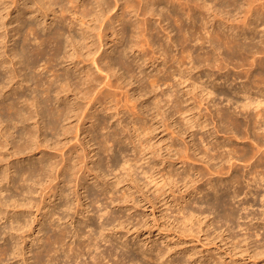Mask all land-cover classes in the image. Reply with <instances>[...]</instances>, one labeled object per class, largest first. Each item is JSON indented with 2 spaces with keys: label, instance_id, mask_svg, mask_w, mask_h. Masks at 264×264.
<instances>
[{
  "label": "bare ground",
  "instance_id": "1",
  "mask_svg": "<svg viewBox=\"0 0 264 264\" xmlns=\"http://www.w3.org/2000/svg\"><path fill=\"white\" fill-rule=\"evenodd\" d=\"M112 1L0 0V223H4V225L2 226L3 228L0 230V234L5 233L6 235H8L7 237H10V240H13V244L10 247L7 246L5 249L3 248L0 250V259L2 256L4 257L10 255L14 259L19 258V260L23 261V264H57V262L60 261V259L55 256L56 254H60H58V251L55 250V247L63 245L64 236L66 235V229L62 230V227L57 225L61 228L59 233L56 234V232L53 235H48L45 241L47 245L45 244V246H43V240H41V238H34V241L31 238L34 233L35 224L37 226H42L43 220L44 222L49 221L51 223L53 221L52 219L56 217L58 213L54 211L52 212L49 206H47L48 204L46 205L44 201L42 203L43 205L37 204V201L34 200V195L40 191V195L44 194V197L51 194L50 196H48L49 199H52V197L57 198V196H60L61 198L65 196L67 197L68 195L64 192L63 187H66V182H69L70 180L71 183L72 179L65 181V184L62 188H59L62 184L60 186L58 185L59 183H56L57 185L52 184H54L53 182L59 179L60 176H63L64 178V175L69 174V172L76 180H78V183L75 181L77 183L75 184V187L79 188L80 186H82L83 189L86 188L85 182L87 181L84 180L85 178H87V175L85 176V174L82 172L85 169L82 166L83 163H85L84 159L88 157L89 153H86V148L83 146V143L80 142L81 134L85 133L88 134V136H91V141H95L97 143L98 149L99 151H101V153L108 152L109 154L111 152L112 154V146L114 144L112 146L110 145L111 143H116V141L121 138H119V136L123 132L121 133V130L118 129L119 127L116 126L112 131H109V133L107 132L106 135H102V130H105L108 127V121H106V118L103 119L95 113L98 109L94 113H92L91 110L98 105H100V107L103 106L104 110L107 111L112 110V106H117V104L114 103L117 101L115 100V93L111 91L108 92V90L109 88L113 87L124 89L127 84L129 85V83L125 84L123 82V77L128 76L131 80L137 79L138 89L140 90L139 95L141 96V98L146 97L149 92H156L157 90L161 89V95L158 96H162V98L156 99L158 96L156 97L155 95L154 100L156 99L157 102L153 103L151 100L153 105L156 104V106H154L157 109V114H159L160 111V104L171 102L172 104H174H171V108H173V110L175 111H173V113H178V115L181 114V116L184 115V121L186 122L184 124L187 130L196 128H200L202 130H210V128H208L210 127L208 118L206 119V121L201 122V117L199 119L194 117H187L189 114H191L192 108L188 109L187 107V109H185L182 106L183 98H180V92L178 90H174L175 88L173 87V93L170 94V91L168 90V93L170 94L168 96L165 90L162 89V86L168 85L167 82L171 79V77L176 76V72L174 73L172 72V70V73L169 74L167 69L168 66H166L167 61L165 60L169 59V53L174 52H170V48L173 47L174 49L175 47V49L178 50L179 46H181L182 50L184 51L187 47L189 49L190 43L194 44L195 42V44H198V41L201 42L202 45V28H206L208 33V27L213 28L214 30L212 31L214 33H212L211 35L210 33L209 36L206 35L210 40L207 41L206 36L204 35V39H206L204 42L207 41V44L208 42H210L209 44H211V46L209 47H213L211 48L213 50L212 53L204 52L207 58H202L205 59L203 60V66L204 64H206L205 62H208L209 68L210 65H212V68L216 66L215 68L222 70L223 65L230 64L231 61L229 60H235L236 62V59H238V62L239 60H241L240 62L243 63H241V65L237 64L238 66L241 67L242 65L244 66L246 64L250 66V69L246 71L249 72L246 73V84H243V86L239 87L240 89H235L234 87L232 89L231 87V91L221 90L220 92H218L220 95H222V97L224 96L225 100L230 104L223 108L217 107L214 114L211 113L212 118H210L213 122H215V124L213 125L214 130L210 132L208 137L211 139V142L205 145L203 143L205 139H202V143L204 144L203 147L206 146L204 148L205 150H203L205 156H203L208 159V162H205L206 159H203V157L201 156L202 153L200 154V156L202 157H200L201 160H199L200 158H195L196 152L199 149L195 148L198 147L196 145L194 146V150H192L194 154L191 153L192 151L188 146V143H186L185 148L178 149L179 154L177 155H179L180 159L182 158V164L187 165L186 175L183 177L181 176L182 178L179 182L185 181L183 182V184H185L184 187H187L189 183H194V179L190 177V171H194L196 168L194 169L195 166L192 168V165L190 164L193 162V160L195 161L196 159L199 161H204L207 166V172L209 173H204L202 172V170L196 169L199 173V176L201 175V179H198L202 181L209 174V177L206 178L205 181V189L213 191L215 195H217L219 191H222L223 194L225 193L223 197L220 196L222 194L221 193L219 195L220 198H215L213 201L209 200V202H207L206 204L209 209L214 210L215 212L218 211L219 215L222 213L221 218L228 221L229 223H237L236 219L238 215V212L236 213L237 210L234 211V207V209H231L229 207L231 202L229 200L236 199L243 193H245L246 195L247 193L251 194L252 189L250 188V186H254L253 196L260 195V189L263 188L262 186H264V98L263 100H261L258 97L257 99L252 97V91L253 89L255 90V88L257 90L255 94L264 97V56L262 55L263 57H256L259 54H264V37L259 41L256 40L257 42H255V38L259 34L258 33L257 35H255L257 32L256 30L258 29L257 27L264 24V0H227L225 4L224 2H222V6L220 5L221 3L218 2L219 0H146V2L144 0H138V3L136 4L131 0ZM216 1L217 4L219 3L218 6L216 5ZM57 6L59 7L60 15L56 13L57 10L55 11ZM116 8H118V10H121V13L117 12L114 15H111L110 12H112ZM235 11H238V13L240 12L241 15H243L239 16L238 13L235 14ZM231 12L235 14V19L236 15L239 16V18L236 19L239 24L236 23L235 19L231 20V15L232 18H234V15ZM67 14L71 15L69 23L67 22ZM8 17L10 18V26H7L8 23H6V19ZM155 17H158L159 25L152 24V19ZM135 19L136 23L134 21ZM169 19L173 20L178 25V32L177 29L176 31L172 29L174 30V32L172 30L169 31L172 28L169 27L170 25L168 26L169 22H166L167 20L169 21ZM49 20L50 22H48ZM187 21H189L190 23H186ZM232 21H235V25H237L236 29H238V31H235V27L233 28V24H231L230 26H232L233 29H231L230 26L229 27L232 32H224L226 29L224 30L222 26L224 24L228 25ZM171 22L172 21H170V24L172 26ZM261 22L262 24L256 26ZM66 23L67 27L64 26L66 25ZM188 24H191L192 26H187ZM216 24H220L218 25L219 28H216ZM3 29L5 33L1 32ZM199 29L200 32H198ZM246 30L251 31L249 33V35L251 34V37H247L248 35L246 34ZM171 32L175 33L176 35L178 34V36L175 35V37H177L176 40H174V37L171 36ZM108 33H111L113 35L116 34L114 35L116 37V42L112 40L115 43V45L113 46L114 49L111 51L115 54V57H111L108 55L104 56L106 53L102 51V48H105L104 43L108 36ZM162 33L168 39L167 41L165 40L166 38L161 35ZM197 34H201L199 36L201 37V40L199 37V39H197ZM154 35L157 36V40L156 36L155 38L153 37ZM241 35H244L247 43L250 41L249 44H245V42L244 44L242 43L245 40L243 39V36L242 38L240 37ZM262 35L264 36V32L262 33ZM17 37H20L22 41L18 42L16 40ZM163 37L165 39H163ZM239 38L241 39V41L239 40ZM128 39L131 40L127 42ZM212 39L216 41L214 42V44L218 42L217 44L219 45L217 47V44L213 45L212 41L214 40ZM9 42L12 43L10 47L8 44ZM156 45H158V47L155 49L154 47H156ZM191 46L192 44L190 45V47ZM148 47L151 48L150 50H152L151 53L152 55H154L153 57H148ZM128 49H137L140 53H143L144 59L141 57L143 59L142 63L146 64L147 62L155 64L156 61H159L157 58V54H159V58H161L162 56L165 58H163V62H166V65L164 66V68L160 67L162 69L159 68L160 71H158L159 73L156 72V75L150 74L151 76L147 78L149 80L145 81L143 78L137 77L139 75H134V66L132 67V64L129 61V63L126 61V55L124 54H127L126 51H128ZM188 49L186 51H188ZM211 49H209V51H211ZM221 49H226L227 52H229H226V54H229L227 58L220 59V57H222L220 53ZM190 50L191 49H189V51ZM186 51L182 53H185ZM217 51H219L217 54L219 56L217 57L219 58V60L214 57V53ZM190 52L189 55H191ZM155 55H157L156 58H154ZM175 55L178 56L179 54ZM182 55H180L181 57L178 58L175 57L176 59H173L172 56H170V59H172V61H176V63L179 65L181 64V61L183 62L185 60V58L183 57L185 54L183 56ZM191 58L193 60V57ZM60 60L62 62L63 60H65L67 63L69 62L68 64H70V66L73 65V68L76 70L75 74L78 75L74 74L73 76V74H64V72V77L60 76L59 74H54L53 77H51L52 79L50 77V79L42 77L43 73L42 71H39V66L42 62H45L44 65L46 67L48 65L53 68L56 67L54 66V63H58V61ZM192 60L191 62H193ZM216 60H221V62L218 63ZM226 60L229 61L227 64H225L227 62ZM203 61L200 58L199 62L201 63ZM214 61L217 62V65ZM222 61L226 62L224 63ZM62 62H60L61 67L62 65H64L62 64ZM232 63L234 64V62ZM195 64L197 65V62L193 65L196 66ZM139 65L140 63L137 66L139 67ZM174 65L175 64H173L172 66L173 68ZM183 66L185 65L183 64ZM92 67H95L97 69L96 71H99L98 73L101 72L100 74L105 73L106 77L102 79L101 76L94 72L95 68ZM120 70H124L123 74L125 76L119 73ZM174 70L176 71V68H174ZM142 71L143 70H141V73ZM167 73L170 76H167ZM160 74L162 76H160ZM179 74L181 76L183 75L182 72H180ZM211 75H213V73ZM215 75H213L212 77H214ZM235 77L238 78L237 76ZM227 79L228 77H226V80ZM233 81L235 82V80ZM226 84L227 83H225L224 85ZM216 85L218 86V84H214L215 88ZM228 85L231 86L232 84L230 85V83H228ZM149 88L150 91H147V89ZM128 91L129 89L126 90L125 93H128L130 102L128 100L126 101L130 104L131 95ZM53 94H56V96H53ZM69 94H73L75 97L74 100H70V103H68ZM213 94L216 93L212 90L210 95ZM240 94L244 95L245 99L247 100L246 102L239 103L237 101L238 99L236 100V96ZM112 95L114 97H112ZM116 103H119V100ZM125 103L126 102H124V104ZM213 106L218 105L215 104ZM120 108H113L112 110L115 112V114L113 115H115L116 117L118 116V121L123 118L120 117L121 114L127 113ZM150 110H153V107L152 109L150 108ZM139 115L140 117L137 116L139 118H134L131 122L135 126L138 122L144 119L142 113H140ZM153 115L155 114L153 113ZM87 122H91L92 126L90 128L85 127ZM123 128H125V132H130L129 125H124ZM139 128L140 127L135 128V131L138 132ZM141 128L143 129V132H145V135H149L154 131V129H152V127L148 126L147 124H142ZM220 132L233 134L235 137L238 136L237 138H240L239 136H241L240 139L245 140V142L240 143L241 146L239 145L238 147L234 145V141H232L231 138H225L224 141L216 140L218 139L217 134ZM48 133H50L52 137L56 138L57 140H60L61 138L68 139L69 137L70 140L72 138H75L76 143L70 146L69 149H67V152H72L73 149L75 150L80 146L82 152L80 154L78 153L79 151L76 150L78 151V157L76 156L77 160H74V158L76 157L73 156V153L75 151H73L71 156L69 155V157H67V153L62 150L60 151V153L62 154H60V156L63 159V165H61L60 168L59 165L61 162L58 160V162L56 161V156H47V154H44L43 157L41 155L40 159L36 157V159H34V157L32 158L30 155H33V153L36 152L40 153L41 151L39 149L42 146L58 150L60 143H55V146L53 147V141L49 138L50 134L48 135ZM136 137L139 139V145L142 147V151H144V153L147 149H151L149 142H147L148 140L143 139L139 132ZM127 140H129L131 144L135 142L134 136L132 135L129 136ZM246 140L250 143H247ZM50 142L52 144H50ZM202 143L200 142V145ZM65 145L66 144H63L61 148H64ZM170 147L172 148L174 146ZM228 147L229 149H224ZM175 149L177 150V148ZM221 149L224 150L222 151ZM220 150L222 152H220ZM200 151L201 150L199 149L198 152ZM26 158L28 159L26 160ZM32 159H34L35 162H33ZM114 160L116 161L118 159L114 158ZM189 161L192 162L189 164ZM213 161H218L221 163V165L218 167H216L217 164L211 165L212 163L210 164V162ZM118 162H115L113 164H118ZM239 162H243L246 171L243 170L244 167H238ZM244 162H246L247 165ZM117 164L112 166L116 167ZM136 164V162L135 164H132L131 161L127 160L124 164V168L127 167L129 173L135 174L134 167H136ZM96 167L97 166H94V169L92 168L90 172L97 169V172L94 171L93 173H95L96 181L99 182V175L97 174L99 171V167ZM58 168L59 172L57 174ZM80 172H82V174L84 175L81 174L78 177V174ZM168 172H166L167 174H169L168 181H171V184L178 183V181L174 180L176 179L174 178V173L171 174ZM145 174H147V172H145ZM215 175L229 176L222 181L215 182ZM151 177L153 178V176ZM165 178L166 176L162 178V180L164 179V182H157L156 184H163L162 189L160 188L159 190H157L159 195L156 196L157 200H160L161 197L166 195L165 188L170 183L166 182L167 179L165 180ZM198 188H192V192L196 193L197 195L204 193L205 198H208L210 196L209 192H206L203 187L202 189ZM246 188L248 189L247 192H245ZM229 189H233L231 190L233 191L231 195L227 192ZM47 190L48 192H46ZM186 191L187 194L185 195L186 197H183V200H185V202L187 203L186 198L190 195L189 188H187ZM76 195L78 199L77 203H79L78 205L82 207L83 203L81 202V198L78 194L77 189ZM263 198L264 194L262 197V201ZM66 202L69 201H65V204ZM69 205H66L67 209H71L70 207L72 206ZM51 206H55L54 201L53 205H50V207ZM105 210V213L99 216L100 218L107 214L108 208L106 207ZM184 211L185 209L182 207L180 213H183ZM206 211L207 210H205V213ZM35 212L42 215L41 219H39L37 215H35ZM99 212H101V210ZM205 213L200 212L199 216H203ZM49 214L51 216H49ZM61 216L58 217V221L62 220ZM194 216V213L188 212V215H184V221L190 222L192 221V218ZM5 223H9V225L5 226ZM53 223L54 221L52 222V224ZM199 223H201V219L199 220ZM189 230L191 231V229ZM41 231L42 230H40L39 233ZM76 232V237H80L78 230ZM102 232L99 231L98 236H96L94 233L88 235L87 241H89L90 239L91 241L88 245L84 246L85 248L83 247L82 242L81 244L75 245L76 247L72 249L70 248L69 250H67L66 247V251L63 253V258L66 259V261L64 260V262L68 263L72 260V263H74V261L76 262L85 255L84 250L86 249L88 252H91L94 247H97L96 242H98L99 239H102L103 241L106 239V235H104L105 233L103 234ZM28 239L30 240V242H36V245H40L43 247V249L42 247H40L41 250L36 252V255L33 254L35 255V261H32L33 263H29V258L25 257L27 254L25 247L27 246ZM10 243H12V241ZM85 244H87V242ZM56 249L59 250L58 248ZM152 253H150V255L148 254L147 257L150 261H156L157 264H159L158 261L163 259L166 254L163 251L158 250L154 257ZM256 255L264 256V250L261 252H257ZM98 257L92 256V263H102L103 261H100L101 256L99 258ZM254 259H257V256L254 257ZM134 260L135 259L133 258V262ZM1 261L2 260H0V264Z\"/></svg>",
  "mask_w": 264,
  "mask_h": 264
},
{
  "label": "rangeland",
  "instance_id": "2",
  "mask_svg": "<svg viewBox=\"0 0 264 264\" xmlns=\"http://www.w3.org/2000/svg\"><path fill=\"white\" fill-rule=\"evenodd\" d=\"M111 1L112 0H109V2H111ZM131 1H133L135 4L138 3V0H131ZM144 1L146 2V0H144ZM217 1H216L217 6L219 3H221L220 5L222 6V4H223L222 2H224V4L227 2V0H225V1L219 0L218 1L219 3L217 4ZM220 5H219V7H220ZM55 11L58 15H60L59 14L60 10H59L58 6L56 7ZM117 12L121 13V10H118V8H116L115 10L110 12V14L114 15ZM236 13H238V11L237 12L235 11V14ZM239 13H238L239 16L243 15V14L241 15V13L240 14ZM235 14H233L234 18H232V15H231V20L235 19ZM239 16L236 15V19L239 18ZM70 17H71V15L67 16V19H68L67 22L68 23L70 22L69 21ZM9 19H10L9 17L6 19V23H8L7 26H10L9 25ZM236 19H235L236 23L239 24ZM134 21L136 23V19ZM170 21H172L171 22L172 26L170 24ZM235 21H232L233 23L231 22L228 25L224 24L222 26L224 28V30L226 29L224 32L227 31V33H229V32L231 33L232 32L231 29H233L234 27L236 29L237 25H235L236 24ZM48 22H50V20ZM158 22H159L158 17H155L152 19L153 25H156V24L159 25ZM166 22H169L168 26L170 25L169 27H172L169 31H171L172 29H174L176 31V29H177V32H178V28H177L178 25L173 20L169 19V21L167 20ZM173 22H174V25H173ZM186 23H190V22L187 21ZM217 23H219V22H217ZM220 24H216V25L218 26ZM231 24H233L232 25L233 28H232V26H230ZM259 24H262V22L258 23L256 26H259ZM189 25L192 26L191 24H188L187 26H189ZM64 26L67 27V23ZM217 26H216V28H219V26L218 27ZM229 26L231 27V29ZM257 28L258 29L256 30L257 32L255 31L256 32L255 35H257L259 33L258 34L259 38L257 36L256 37L257 39L255 38V42L259 41L261 38L264 37L262 35V33L264 32V24L260 25ZM204 29L202 28L203 32H201L203 34L202 40H201V37H199L201 34L198 35L199 34L198 33L196 36L197 39L200 38V40L203 41V44L201 45V42H199V41H198V44H195V42H194V44L190 43L189 49H191L190 50L191 52L189 51V49L187 47L186 50L188 49V51H186V50H184V51H186L188 53H186V52L182 53L184 51L182 50L181 46H179V45H178L179 48L177 47L178 50H176L175 47H174V49H173V47L170 48V52L174 51L173 53L171 52L173 55L171 53H169V55L172 56L173 59H176L175 57H177V58L181 57L180 55L185 54L184 56L182 55L185 58V60L183 62L181 61V64H179V65L176 63V61H172V59H170V56H169L170 60L169 59L165 60V61H167V63L163 62L164 57L162 56L161 58H159L160 57L159 54H157L158 57H157V55H155V57H154V58H156V57L158 58L159 61H156L157 63L156 62H155V64L147 63V62H146V64L142 63L143 59H144L143 53H140L137 49H131V50L128 49V51H126L127 54L125 53L124 55H126V57H127V58L125 57L126 61L127 62L129 61L132 64V67L133 66H134V68L136 67L135 69L133 68V70L135 72L134 75L135 74L139 75L137 77L143 78L145 81L149 80L147 78H149V76H151L150 74L156 75V72H158V71H160V69H162L160 67L164 68V66L167 64L166 66L169 67V68L167 67L168 73L170 74L172 72H174V73L176 72L175 73L176 76L171 77V79L167 82V84L169 86L168 85L162 86V89L165 90V92L168 96L171 93H173L172 90L174 88H175L174 90H178L180 92V94L178 92L180 98L185 99V100L182 99V101H183L182 106L185 109H187V107H188V109L192 108L191 114H189L187 117H194L197 119H199L201 117V122L206 121V119L208 118L209 119L208 121L210 124V127H208V128H210V130L209 129L202 130V129L196 128V127H195L196 129L187 130L185 127V124H184V123H186L184 121V115L181 116V114L178 115V113L177 114L173 113L174 110H173V108H171V106L174 104H172L171 102L160 104L159 105L160 111H159V114H157V109L155 108L156 104H154L155 105L154 106L152 104V102L153 103L157 102L156 99L162 98V96H160V97L158 96V95H161L160 94L161 89L157 90L156 92H149V94H147L146 97L141 98V96L139 95L140 90L138 89L137 79H132V80L129 79L128 76H125L123 74L124 70H120L119 73L121 75L125 76V77H123L124 79H122L123 82L125 84L129 83V85L127 84V86L124 89L113 87V88H109V90L107 88V90H108V92L111 91V92L115 93V100H117L116 102H118V100H119V103H116V102H114V103L117 104V106L119 105L118 106L119 108L122 106L123 108L121 107L120 109L123 111H126L127 112V113H125L126 115L121 114L120 117H123V118L120 121H118V116L116 117L115 115H113V114H115V112L112 111L113 108L114 109L118 108L117 106H112L113 107L112 108L109 105L112 108V110L107 111V110H104L103 106L100 107V105H98V106H95L96 108L94 107L91 110V112L94 113L98 109L99 111L97 110L98 112L96 111L95 113L103 119L106 118V121H108L107 122L108 127L105 130H102V132H101L102 135H106L107 132L109 133V131H112L116 126L119 127L118 129L121 130V133L123 132L122 133L123 135L121 134L119 136V138L120 137L121 138L119 140H117L116 143H111L110 146H112L113 144L115 145V146L114 145L112 146L113 147L112 154H111V152L109 154H108V152L107 153L106 152L101 153V151H99V149H98L97 143L95 141H91V136H88V134H85V133L81 134L80 142H82L83 146L86 148V153H89L88 157L84 159L85 163H83V166H82L86 169V170L84 169V171H82L85 174V176L87 175L86 176L87 178H85V180H84V181H87V182H85L86 188L83 189L82 186H80L79 188L75 187V184L78 183V180H76L71 175V173L69 172V174L64 175V178H63V176H60V178L55 180L53 182L54 184H52V185H55L56 183L57 184L59 183L58 184L59 186L62 184L61 187H59V188H62L65 184V181L72 179L71 183H70V181H71L70 180L69 182H66L67 183L66 187H63L64 192L68 195L67 197L65 196V197L61 198L60 196H57V198L52 197V199L51 198L49 199L48 196H50L51 194L44 197L43 196L44 194L40 195V191L34 195L35 198L33 197L34 200L37 201V204H42L44 201L46 203V205L48 204L47 206H49V208L51 209L52 212L53 211L58 212L56 217H54L52 219L54 221L53 224H52L53 221L50 223L49 221L44 222V220H43L42 226H39V225L37 226L36 224L34 225V233L31 237L33 241L35 240L34 238H36V239L41 238V240H43L42 244H43V246H45V244L47 245V243L45 241H46V238L48 235H50V234L53 235L56 232H57L56 234L59 233L61 228L58 226H61L62 230L66 229L65 230V232H66L65 236L66 237L64 236L63 245L55 247V250L58 251V254L60 253L59 254L60 256L57 254L55 255L58 259H60V261L57 262V264H78V263L79 264H81V263L95 264V263H92L93 262L92 261L93 258H91L92 256H97V257L101 256L104 260L106 259L104 261L100 257V259H101L100 261H103L102 262L103 264H108V263L109 264H157L156 261L155 262L150 261L147 256H148V254L150 255V253L153 252L152 255L155 257L158 250L166 253L165 257L163 259H161L160 261H158L159 264H264V256L256 255L257 252H261L264 250V202H263L264 198L262 201V197L264 194V191H263L264 186H262L263 188L260 189V195L253 196L254 186H250V188L252 189L251 194L247 193V195H246L245 193H243L240 197L233 199V200L230 198L231 200H229V201H231V202H230L229 207L231 209L234 207L235 208L234 211L237 210L236 213L238 212L237 213L238 214L237 219H236L237 223L235 222L236 223L235 224L234 222L229 223L228 221L223 220L221 218V214H222L221 212H220L221 214L219 215L218 211L215 212L214 210L209 209L207 204H206L207 202H209V200L213 201L215 198L216 199L220 198L219 195L221 193L222 194L220 196L223 197L225 193L223 194L222 191H219L218 194L215 195L213 191L205 189L206 188V182L205 181H206V178L209 177V174L202 181L199 180V179H201V175L199 176V173L197 170H202V172H204V173H206L208 171L207 166H206L208 159H206L204 157L205 154L203 152V150H205L204 148L206 146L205 147H203V146H204V144L206 145L207 143L211 142V139L208 137H209L210 132L214 130L213 125L215 124V122H213L211 119L212 118L211 115L214 114L215 109H217V107L223 108V107L230 104L228 101L225 100L224 96L222 97V95H220L218 92H220L221 90L231 91L233 89V87L235 89H240L239 87L243 86V84H246V81H247L246 80L247 79L246 73H249L246 71L250 69V66L246 65V64L244 66L242 65L241 67L238 66V65H241V63H242V62H240L241 60H239V62H238V59H236L237 63L235 62V60L232 61V60L228 59L229 61H231L230 64H227L229 62L228 60H226L227 62L225 61L226 63L224 61H222L228 65V66L223 65V67L227 66L224 68L222 67L223 71L219 70L218 68H215L216 66L214 68H212L211 67L212 65H210V68H209L208 62H205L206 64H204V66H203V63H204L203 60H205V59H202V58H204V57L207 58V56H205V53L206 52L212 53V50H213V49H211L213 47H209V46H211V44H209L210 42H208V44H207V41L210 40V39H208L207 36H209V33H210V35L212 33H214V32H212V31H214L213 28L208 27L209 33L206 30V28H204ZM174 30H172V31L174 32ZM206 31H207V33H206ZM235 31H238V29H236ZM1 32L5 33L4 29ZM173 32H171V36L174 37V40H176V38H177V37H175L176 34ZM198 32H200V29ZM250 32H251L250 30L249 31L246 30V34L248 35V36L246 35L247 37H251V34L249 35ZM114 35H116V34H114ZM114 35L111 33H108V36H107L105 43H104L105 48H102V51H104V53H106L105 55L103 54L104 56L108 55L111 57H115L114 56L115 54L111 52L114 49L113 48V46L115 45L114 42H116V37ZM161 35L165 37V35L163 33ZM204 35L205 36L207 35L206 36V39H207L206 42H204L206 40V39H204L205 38ZM260 35H262V36H260ZM155 36L156 35H154L153 37L155 38ZM176 36H178V34ZM242 36H243V39L245 40V41L242 40L243 41L242 43L244 44V42H245V44H249L250 41L248 40L249 42L247 43V40L244 38V35H241L240 37L242 38ZM164 37H163V39L166 38V37L165 38ZM31 38H32V36H31ZM19 39H20V41H19ZM16 40L18 42L22 41L20 37L19 38L17 37ZM130 40L128 39L127 42H129ZM133 40H135V39H133ZM156 40H157V36H156ZM165 40L167 41L168 39L166 38ZM212 40H214V39H212ZM239 40L241 41L240 38H239ZM3 42H5V41H3ZM212 42H213V45L218 43L217 42L214 44V42H216L215 40ZM10 43L11 42L8 43L9 47L12 45V43L11 44ZM156 44H158V43H156ZM191 44H192V46H191L192 48L190 47ZM218 45L219 44H217L216 47ZM157 47H158V45H156V47H154V48L156 49ZM150 49L151 48L148 47V50H149V51H147L148 57H153L154 55H152V53H151L152 50H150ZM209 49H211V51H209ZM224 50H226V49L220 50L221 51L220 53L222 56V57H220V59L221 58L222 59L227 58V56L229 55V54H226L227 50L226 51H224ZM189 52L191 55H189ZM218 52L219 51L214 53V55H215L214 57H216V58L219 57L217 55ZM223 53H225V54H223ZM227 53H229V52H227ZM175 54H179V55L176 56ZM187 54L189 56L193 57V60ZM262 55L264 56V54H259L256 57H259V56L263 57ZM186 57H188L189 59ZM194 57L195 58L197 57L198 59L197 58L195 59ZM166 58H168V57H166ZM190 58L193 62H191ZM200 58L203 61V62H201L202 64L199 62ZM194 59L197 62V65L195 64L196 66L193 65L194 63H196ZM217 59L219 60V58H217ZM64 61L65 60H63V62H62L60 60V61H58V63H54V66H56V67H53V68L51 66H48V65L46 67L44 65L45 62H42L40 64L41 68L39 66V71L40 72L42 71V73L44 75V76L42 75V77H46V78L50 79L51 77H53L54 74H59L60 76H63L64 74H73V76H74L76 70L73 68V65L70 66V64H68L69 62L67 63L65 61V63H64ZM60 62H62V64H64V65H62V67H61ZM217 62L220 63L221 60L217 61ZM217 62H215V64ZM232 62H234V64ZM139 63H140V65H139L140 68L137 66ZM191 63L193 66L191 65ZM133 64H135L136 66ZM173 64H175L174 68H176V71L172 67ZM183 64L185 66H183ZM161 65H163V66H161ZM180 65H182V66H180ZM205 65H207V66H205ZM181 67H183L184 69ZM92 68H95V67H92ZM194 69H196V70H194ZM47 70H49V71H47ZM96 70L97 69L95 68L94 72L96 74H98L99 76H101L102 79H104L106 77L105 73L100 74L101 72L98 73L99 71H96ZM141 70H143L142 73H141ZM171 70H172V72H171ZM67 71H69V72H67ZM180 72L183 73L182 76L179 74ZM168 73H167V76L169 75ZM212 73H213V75H215V74L216 75L214 77H212L213 76V75H211ZM147 74H148V76H147ZM75 75H78V74H75ZM160 76H162V75L160 74ZM225 76L228 77L227 80H226ZM229 76H230V78H229ZM235 76H237L238 78L240 76H242V77H240L238 79ZM230 79H231V81H230ZM125 80H126V82H125ZM233 80H235V82ZM74 81H76V80H74ZM226 81H228V82H226ZM176 82H177V84H176ZM131 83H132V85H131ZM215 83L218 84V86L216 85V88L214 87ZM225 83H227V84L224 85ZM228 83H230V85L231 84L232 85L229 86ZM173 84H174V86H173ZM231 87H232V89H231ZM128 89H129L128 92L131 95V98H130L131 103H133L136 100L133 104H131V103L129 104L130 100H129L128 93H125L126 90H128ZM168 90L170 91V94L168 93L169 92ZM212 90L215 91V93L218 95H216V94L210 95ZM147 91H150V88L147 89ZM256 91H257L256 88H255V90L253 89L252 97L255 99H257V97H258L259 99L263 100L264 97H261L260 95L255 94ZM54 95L56 96V94H53V96ZM62 95H64V94H62ZM113 95H112V97H114ZM155 95H156V97L157 96L158 97L154 100ZM236 97H237L236 100L238 99L237 101L239 103H244L247 101L243 94H240ZM74 98L75 97L73 94L72 95L69 94V99H68L69 102L68 103H70V100H74ZM126 100H128L129 102H127ZM151 100H152V102H151ZM143 101H146V102H143ZM184 101H187V102H184ZM124 102H126V103L124 104ZM215 104H217L218 106H213ZM135 105H136V108H135ZM125 106H126V109H128V110L125 109ZM152 107H153V110H150V108L152 109ZM129 110H131V111L133 110V111L131 112ZM134 113L136 116L134 115ZM137 113H138V115H137ZM140 113H142V116L144 117V119H142L140 122H138L135 126L131 122L134 118H139ZM153 113L155 115H153ZM160 113H161V115H160ZM137 116H139V117H137ZM142 124H147L148 126H151L152 129H154L153 133H151L149 135H145V132H143V129L141 128ZM124 125L125 126L129 125L130 132L124 131L125 130V128H123ZM91 126H92L91 122H87L85 127L90 128ZM138 127H140L138 132L141 134V137L143 139L148 140L147 142H149L150 147H151V149L149 148L150 150L149 149L146 150V152H145L146 154L144 153V151H142V147L139 145V139L136 137L138 132L135 131V128H138ZM173 131H174V133H173ZM12 132H13V130H12ZM49 134L50 133H48V135ZM131 135L134 136V139H135V142L132 144L129 142V140H127L128 137ZM232 135L233 134H229V133L227 134L226 132H220L217 134L218 139H216V140L224 141L225 138H227V139L231 138V140L234 141V145H236L238 147H239V145L241 146L240 143L245 142V140L240 139L241 136H239L240 138H237L238 136L235 137L234 135L233 136ZM201 136L204 138H202ZM49 138L52 139V141H53V144L50 142V144H52L53 147L55 146L54 145L55 143H60L59 144L60 149H59V147L57 150V149H52L50 147L46 148L45 146H42L39 149L41 151L40 153L36 152V153H33V155H30L32 158L34 157V159H36V158L40 159L41 155L43 157L44 154H47V156H56V161L58 160L61 162L59 165V168H60L61 165H63V159L60 156L61 150L64 151L65 153H67L66 154L67 157H69V155L71 156L73 151H75L74 152L75 154L73 153L74 157L77 156L78 151H79L78 153H80V154L82 152L80 146L77 147V149H75V150L73 149L72 152H70V151L67 152V149H69L70 146H72L74 143H76L75 138H72L70 140V137H69L68 139L61 138L60 140H57L56 138H53L51 134H50ZM202 139H205V140L203 141ZM216 140H214V141H216ZM42 141H43V138H42ZM202 141L204 144L202 143ZM200 142L203 144V145L201 144L202 146L200 145ZM246 142L250 143L247 140H246ZM186 143H188V146L190 147L191 151L194 150L195 145L198 146L195 148L196 149L199 148L201 151L198 152L199 151V149H198V151L196 152L195 158L197 157V159H198L202 156L203 159L204 160L206 159L207 161L205 160L206 163L204 161H199V160H201L202 157L199 160L196 159L198 162L196 160L195 161L193 160V162L189 161V164L192 162L190 164V165H192L191 167L193 168L195 166L194 169L195 168L197 169V170L195 169L194 171H190V177L192 179H194L195 182L197 180V182L196 183L194 182L195 185H194V183H189L187 187H184L185 184H183V182H185V181H183V182H179V181L181 180V178L183 176L186 175L187 165L182 164V158L180 159L179 155H177V154H179L178 149L185 148ZM63 144H66V145L64 148L63 147L61 148V146ZM77 144H79V143H77ZM248 145H250V144H248ZM170 146H174V147L171 148ZM175 148H177V150ZM120 149H121V151H120ZM224 149H229V147L224 148ZM76 150H78V151H76ZM221 150H220V152L223 151V150L222 151ZM175 153H176V155H175ZM191 153H193V151ZM200 154H201V156H200ZM112 156H113V158H112ZM77 157L74 158V160H77ZM114 158H116L118 160L115 161ZM27 159L28 158H26V160ZM34 159H32L33 162H35ZM74 160H73V163H74ZM111 160L113 161V163L119 161L118 164L116 163L118 167L117 166L113 167L112 165H116V164H113ZM127 160L131 161L132 164H135V162L137 163L136 167H134L135 168V174L129 173L127 167L124 168V164ZM244 163L247 165L246 162H244ZM210 164L211 165L217 164L216 167L221 165V163L218 161L210 162ZM238 165H239L238 166L239 168L244 167L243 170L246 171L245 165L243 164V162H239ZM94 166L99 167V169H98L99 171L97 173L99 175V180H98L99 182L96 181L95 173H93L94 171L97 172V169L90 172V170H92V168L94 169ZM59 168L57 170V174L59 172ZM168 171H170V172H168ZM82 172H80L78 174V177L82 174ZM145 172H147V174H145ZM166 172L171 173V174L174 173L173 175L176 176V177L174 176V178H176L174 180L178 181V183H172L171 184L170 183L171 181L170 182L168 181L169 180L168 179L169 174H167ZM179 173H182V174H179ZM207 173H209V172H207ZM84 174H82V175H84ZM162 174H164V175H162ZM151 176H153V178ZM164 176H166V178H165V180L167 179L166 182H169L170 184L168 183L169 185L165 188L166 195L161 197L160 200H157L156 196H159L157 190H159L160 188L162 189L163 184L162 185H160V184L156 185V184H157V182L158 183L164 182V179L162 180V178H164ZM228 176H226V175H224V176L223 175H215L214 176L215 182L222 181L225 178H227ZM195 187H197V188L199 187L198 189H200V188L202 189V187H203V189H205L206 192H209L210 196L208 198H205L204 193L197 195L196 193L192 192V188L194 189ZM187 188H189L190 195L187 196V198H186L187 203H186L185 200H183V197H186L185 195L187 194V191H186ZM207 188H208V186H207ZM76 189L78 190V194L80 195L81 202L83 203L82 207H80L78 205L79 203H77L78 199H77V195H76ZM231 190H233V189H231ZM231 190L229 189L227 191L228 194H230V195L233 192ZM247 191H248V189L246 188L245 192H247ZM46 192H48V190ZM227 192H226V194H227ZM58 197H60V198H58ZM205 199H206V201H205ZM163 200H165V201H163ZM53 201L55 202V206L50 207V205H53ZM65 201H69V202H66V204H65ZM150 201H152V202H150ZM69 203L73 208L70 207L71 209H67L66 205L67 204L69 205ZM73 205H75V206H73ZM76 205H77V207H76ZM106 207L108 208L107 214H105L102 218H100L99 216L101 214L105 213ZM182 207L185 209V211L183 213H180V210L182 209ZM65 209L69 210L70 212L66 211ZM98 210L99 211L101 210V212H99ZM205 210H207L206 213H205ZM188 212H192L195 214V216L192 218L193 222L192 221H190V222L184 221V215H188ZM200 212H204L205 214L203 216H199ZM63 213L65 216L63 215ZM50 214H49V216H51ZM35 215H37V217L39 219H41V217H42V215L37 213V212H35ZM60 216H61L63 221L62 220L58 221V217H60ZM200 219H201V223H199ZM103 224H104V226H103ZM3 225H4V223H0V230L3 228L2 227ZM7 225H9V223L6 224L5 226H7ZM101 227H102V229H101ZM189 229H191V231ZM40 230H42V231L39 233ZM77 230H78L80 237H82V238H80L78 236L76 237V234H77L76 231ZM99 231L100 232L103 231L102 232L103 234L105 233L104 235H106V239H105L106 241L99 239L98 242H96L97 247H94L91 252L90 251L88 252L87 249L84 250L85 255L81 259L77 260L76 262L74 261V263H72L73 260L68 262V263L64 262V260L66 261V259L63 258V255H64L63 253L66 251V247H67V250H69L70 248L72 249V248L76 247L75 245L81 244V242L83 243V247H84L85 245H88L91 241V239L89 241H87L88 235L94 233L96 236H98ZM7 236L8 235H6L5 233L0 234V250L3 248L5 249L7 246L10 247L13 244V240L12 239L10 240V237H7ZM11 241H12V243H10ZM86 242H87V244H85ZM234 244H235V246H234ZM40 247H42V246H40V245L38 246V245H36V242L32 243L28 239L27 246L25 247L26 253H27L25 257L29 258V260H30V261L28 260L29 263H33L35 261L34 256L36 255V252L41 250ZM56 248H58L59 250L61 249V250L59 251ZM95 248H96V250H95ZM42 249H43V247H42ZM96 251L98 254L101 253L103 256L101 254L98 255L96 253ZM255 252H256V254H255ZM110 253H111V255H110ZM253 253H254V255H253ZM33 254H35V255H33ZM124 256H126V257H124ZM256 256H257V259H254V257H256ZM130 257H132V258H130ZM125 258H126V260H125ZM133 258L135 259L134 262H133ZM0 260H2L1 264H23V261L19 260V258L14 259L10 255H7L4 257L2 256ZM102 263L100 262V264H102Z\"/></svg>",
  "mask_w": 264,
  "mask_h": 264
}]
</instances>
